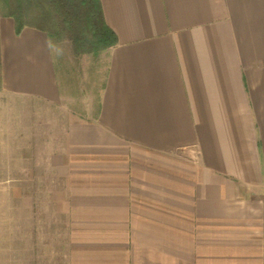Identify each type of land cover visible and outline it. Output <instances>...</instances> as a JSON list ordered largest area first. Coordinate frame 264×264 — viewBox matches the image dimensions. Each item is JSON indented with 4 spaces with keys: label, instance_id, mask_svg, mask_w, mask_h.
<instances>
[{
    "label": "crops",
    "instance_id": "1",
    "mask_svg": "<svg viewBox=\"0 0 264 264\" xmlns=\"http://www.w3.org/2000/svg\"><path fill=\"white\" fill-rule=\"evenodd\" d=\"M100 2L117 44L79 55L104 64L80 98L0 15V96L60 110L32 162L65 264H264V0Z\"/></svg>",
    "mask_w": 264,
    "mask_h": 264
},
{
    "label": "rangeland",
    "instance_id": "2",
    "mask_svg": "<svg viewBox=\"0 0 264 264\" xmlns=\"http://www.w3.org/2000/svg\"><path fill=\"white\" fill-rule=\"evenodd\" d=\"M34 2L29 7V17L41 9ZM4 14H8L7 0H0V15ZM41 24L53 31L44 20ZM52 40L58 44L52 55L60 91L64 93L69 87V92L78 98L88 91L94 93L101 83L98 71L104 70V64L91 55L81 60L71 53L66 34ZM59 111L45 103L0 96V139L10 143V155L0 165V264H65L63 220L49 216L50 210L46 209L51 186L44 179V170L34 168L32 162L35 148L42 151L43 146L56 145L61 140L60 129L53 122ZM38 174L42 179H33ZM53 229L55 232L49 233Z\"/></svg>",
    "mask_w": 264,
    "mask_h": 264
},
{
    "label": "trees",
    "instance_id": "3",
    "mask_svg": "<svg viewBox=\"0 0 264 264\" xmlns=\"http://www.w3.org/2000/svg\"><path fill=\"white\" fill-rule=\"evenodd\" d=\"M34 1L41 9L39 13L32 12L34 17H29L28 10ZM7 7V15L14 21L16 34H20L25 27L41 30L50 38L66 34L77 56L98 55L117 44L115 32L104 20L100 0H7ZM29 18L33 21L29 22ZM43 20L53 31L41 24Z\"/></svg>",
    "mask_w": 264,
    "mask_h": 264
}]
</instances>
